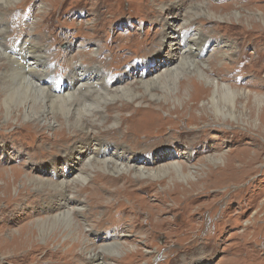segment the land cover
I'll return each instance as SVG.
<instances>
[{"label":"rangeland","instance_id":"1","mask_svg":"<svg viewBox=\"0 0 264 264\" xmlns=\"http://www.w3.org/2000/svg\"><path fill=\"white\" fill-rule=\"evenodd\" d=\"M12 3L4 6L6 9L1 15L7 24L5 47L41 45L43 41L49 49L54 38L50 53L59 58L60 64L81 51L96 56L106 65L103 70L111 87H129L148 102L160 100L168 104L165 112L156 113L158 122L167 128L162 136L150 137L146 144L134 148L131 136L117 129L109 136V141L127 144L131 153L128 157L141 161L138 164L152 157L156 160L150 165L153 170L176 162L188 166L193 176L200 169L202 176H197L191 184L200 187L185 190L184 195L191 193L187 198L175 190L177 195L173 197L177 203L173 204L161 197L163 192L158 187L149 188L147 193L125 187L126 190L119 189L114 196L108 190L90 192L86 184L96 188L91 181L97 172L91 168L85 184L88 188L85 193L90 192V195L80 196V208L84 211L75 219L76 225L71 227L64 220L51 224V218L58 212L56 201L52 199L57 194L52 192L41 198V194L31 188L25 195L21 192L20 179L9 187L7 183L18 169L56 180L50 160L60 167L64 159L60 148L57 154L51 153V136L57 125L54 124L53 129H42L40 124L22 128L23 124L19 125L27 122H17L15 112L12 119H0V173L4 175L0 176V190L7 188L11 195L21 194L24 199L16 213L12 207L3 211L7 200L0 197V264H87L85 256L80 258L85 246L83 241L77 247L74 245L80 235L96 245L119 240L122 251L105 264H264V142L236 126L228 129L216 126L210 116L201 120L198 111H191L192 102H189L190 98L200 95L199 87H206L207 80L237 85L264 97V25L259 20L250 21L249 28L253 30L247 33L241 30L240 24L247 13L255 14L256 18L264 15V0H17ZM235 13L239 16H233ZM187 17H192L191 25L184 24ZM165 19L177 20L173 33L167 32L165 25L163 28ZM181 28L189 29L187 36L199 30L205 37L206 44L199 59L202 64L183 67L174 80L155 84L152 94L160 97L150 100L136 79L144 71L152 77L162 73L169 57L161 53L166 52L170 37L181 33ZM165 32L168 36L164 39ZM220 41L230 44V49ZM68 46L70 52L66 50ZM173 47L176 57L183 53L180 44ZM58 52L62 55H53ZM214 56L216 59L212 58ZM54 64L51 61V66ZM220 67L222 69L218 70ZM5 70L6 65L1 63L0 75ZM56 71L52 74L53 82L66 86V73ZM6 81L8 79L0 80V92L7 85ZM249 83L258 87L248 86ZM126 100L122 95L115 103L119 105ZM201 101L200 105L208 103L207 98ZM244 101L236 103V109L242 114L246 113L240 106ZM217 104L223 106L224 103L218 99ZM168 110L172 114L169 115ZM258 113L264 124V107ZM113 127L111 124L97 127L89 139ZM223 130L236 132L228 134ZM93 148L90 145L88 150ZM231 149L236 150L231 154L238 155L240 160L229 171L221 173L220 170L227 162L225 158L215 167L203 162L224 153L230 156ZM79 167L73 160L63 173L75 176ZM209 171H213V175L206 177ZM115 184L113 188L120 186L119 182ZM169 185L172 187V183ZM134 189L135 193L130 196L127 192ZM77 192V189L69 190L68 194L78 196ZM105 197L110 201L108 206L104 204L97 209L91 205V200H105ZM132 203L134 209L126 207ZM147 212L154 214L157 223L154 230L150 228ZM90 228H94L92 233L88 232ZM25 229L28 232L24 236L31 235L21 243ZM252 234L255 244L249 238ZM132 252L133 258L128 257Z\"/></svg>","mask_w":264,"mask_h":264},{"label":"bare ground","instance_id":"2","mask_svg":"<svg viewBox=\"0 0 264 264\" xmlns=\"http://www.w3.org/2000/svg\"><path fill=\"white\" fill-rule=\"evenodd\" d=\"M14 1L17 0H0V65L1 63L2 65H6V70L0 75V80L8 79V82L6 81L7 85L0 92V119H12L14 113L17 112L16 121L18 120L17 122L19 123L20 120L27 122L19 125L21 126L23 124L22 128L34 127L40 124L42 129H53L54 124L57 125V128L53 129L51 136L53 150L51 153L57 154L60 148L64 159L60 167L50 160L52 172L55 173L54 177H56L55 181L52 178L34 176L31 172L26 173L18 169L15 171L14 177H12L13 179L8 181L10 184L7 183V187L20 179L23 184V190L21 192L24 191L25 195L29 194L31 188L41 194L39 196L41 198L48 197L54 192L57 195H54L52 199L56 201L58 212L51 218V224L64 220L68 221L71 227L76 225V223H74L75 219L84 211L80 208L82 204L80 196H88L90 192L96 191L95 189L99 191H111L110 195L114 196L117 195V190H126L125 187L136 188L137 190L146 191V193L149 188L158 187V190L163 192V196L161 197H163L166 202L169 201L176 204V199L173 197V195H177L175 190H178L180 194L184 195V193L187 192L185 190L200 187L199 184L194 186L191 185L192 182H195L197 176H202V174H199L200 169H198L195 176H193L194 173L191 172L188 166L175 162L170 163L166 168L153 170L150 168V165L156 162V160H153L152 157L148 158V161H145L144 164H138L141 161L137 162L134 160L133 156L128 157L131 153L127 144H122V142L116 140H114L115 142L109 141L111 140L109 136L114 134L117 129V131H121L125 136H131V139L135 142L133 143L134 148H138V146L135 145L146 144L148 140L150 141V137H155L157 135L162 136L164 133L163 131L167 130V128L158 122L159 120L156 118V113L158 111L165 112L164 109L168 108L166 102H160L159 99H155L159 100L158 103L152 101L148 102L144 100V97L140 96V94L129 87H111L107 82L108 78L103 70L106 65L102 64V61H98L96 56H92L89 52L81 51L82 53L76 54L73 58L67 57V60L60 64L59 58L52 56L50 53V49L55 45L54 38H52V43L49 44V49L45 47L43 41L40 42L41 45L28 43L17 45L14 48L5 47L4 42L6 40L5 32L7 31V24L3 22L1 15L6 9L4 6H10ZM9 8L10 7H7V9ZM262 13H264V10ZM233 16L238 17L239 14L235 13ZM243 17V19H241L242 21H240V24H242L241 30H245L247 33L250 32V29L253 30V28H249L250 21L259 20V23L264 25L263 14H260L256 18L255 14L247 13ZM162 21H164L163 28L165 25L167 32L171 31L173 33V28L177 25V20L165 19ZM183 21L185 25H191L193 23L192 17H187ZM181 25L182 24H180L179 27H181ZM259 28L262 27H257V31ZM180 30H182V28ZM188 30L189 29H184V31L182 30L183 32L180 31L181 33L179 34L182 35V37H180L179 34L170 37L171 41L168 42V49L166 52L164 51L165 53H161L169 57L168 60H165V69L162 70L161 74L152 77L150 75L148 76V73L144 71L137 77L136 82H139V84L143 86L150 100L160 97L152 94L153 91L151 89L155 84L166 82L169 79L174 80L180 74L179 69L183 67L202 64V61L199 59L203 54L206 39L199 30H197V34L187 36ZM167 32L163 35L164 39L168 36ZM49 40L51 39L48 38V41ZM128 43L129 40L126 45H128ZM220 43L223 44L225 48L230 49L231 47L230 44L221 41ZM174 44H180L182 46L181 51L183 53L180 56L176 57L173 54ZM66 50L70 52L71 47L68 46ZM53 55L61 56L62 54L58 52ZM212 58L216 59L215 56ZM76 59H79L80 62L76 63ZM51 61H54V66H51ZM57 67L60 70H64L63 72L66 73L68 82L66 86L62 84L58 85L57 82H53L55 78H52V74H55ZM222 67L218 70H221ZM58 68L57 71L59 70ZM211 69H213V67ZM207 72H209V70ZM58 74H60V72L57 73V75ZM205 82L207 84L206 87H199L201 89L200 95L190 98L189 100V102H192L191 111H198L201 120L208 119V116H210V119L215 121L212 124H216V126H224L226 129L236 126L237 128L243 129L245 134L249 131L251 135L254 136L253 138L257 140L260 139L264 142V124L261 122L258 113L259 110L264 107L263 95L261 93L258 94L245 91L237 85L230 86L219 84L214 81L210 82L209 80ZM2 83L3 82H1V84ZM257 85L258 84L252 86V83L248 84V86L251 87H258ZM122 95H125L127 100L121 101V103L117 105L115 101L122 99ZM206 98L208 103H202L203 105H200L199 103L202 102L201 100H205ZM218 99L222 100L224 103L223 106L217 104ZM244 99L246 101H244ZM242 100L244 103L240 106L241 109L246 112L243 114L236 109L237 101L242 102ZM55 110L65 115H59ZM168 112L169 115L172 114L171 111L168 110ZM256 113L257 116L254 117ZM182 114H184V111ZM190 121L191 124H194L192 118ZM257 121H259L258 124H256ZM109 124L114 127L112 129L100 131L93 139H89L90 134L96 131L97 127H104ZM206 131L207 129H205V132ZM223 132L233 134L236 131L227 132L223 130ZM90 145L94 146L92 151L88 150ZM5 147L6 145L2 146V148ZM235 151L236 150L231 149L228 153L230 156L224 153L223 156H213L205 159L206 161L203 162H207L208 165L215 167L218 164L217 162L225 158L227 162L220 170L221 173L225 172V170L229 171V169L237 165L240 160L238 155L235 156L231 154ZM51 153L47 152L46 154L52 155ZM73 160L80 164V167L78 173L70 177L65 172L63 173V171ZM240 163L242 162L240 161ZM91 168L97 170L94 175L95 177L91 181L95 184L96 188L86 184L89 175L88 170ZM207 175L206 177L213 175V171L207 172ZM0 176L4 175L0 173ZM192 178L193 181H186L192 180ZM116 182H119L120 186L118 188H113V185H117L115 184ZM138 183L141 185L138 186ZM169 183H172V187H170ZM85 184L88 188H91L88 194L85 193L88 189ZM76 189L78 190V196H73L71 193V195L68 194L69 190L72 191ZM136 189L129 190L127 193L131 196L135 193ZM2 190H0V197H4V199L7 200V206L4 204L2 210L5 211L12 207L14 211L18 213L17 211L20 207L19 203L24 199V195H11V193H8L7 188L4 189L3 187ZM157 194H159V192ZM188 195H184L183 197L187 198ZM103 200L104 199L100 198L91 200L93 202L91 205L97 209L101 208L100 206L104 204L108 206L110 203V201H108L109 199ZM164 205L166 204L164 203ZM263 206L264 204L262 207ZM126 207L134 209L135 204L132 203ZM147 213L150 228L154 230L157 226L156 221H154V214ZM110 226L111 228H116L112 225ZM93 229L94 228H90L88 232L92 233V231H94ZM23 232L24 234L22 236L28 231L26 232L25 229ZM28 235H31V233H28ZM28 235L27 238H30ZM27 238H21V243L25 242ZM249 238L254 244L256 243L254 234ZM86 239L87 237L81 238L80 235L78 241L74 245L77 247V244L83 241L82 243H84L85 246L81 251L80 258L81 256H85L88 261L87 264H105L109 258L112 259L117 257L120 251H122L119 240L114 242L102 241L100 244L96 245L92 241L90 242ZM1 242H3V239ZM16 249L19 250L17 247ZM129 255L133 258L134 253H129L128 257Z\"/></svg>","mask_w":264,"mask_h":264}]
</instances>
